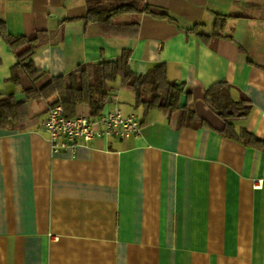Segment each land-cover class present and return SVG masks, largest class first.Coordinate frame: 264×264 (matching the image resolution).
Wrapping results in <instances>:
<instances>
[{"label":"crops","instance_id":"0c3cea01","mask_svg":"<svg viewBox=\"0 0 264 264\" xmlns=\"http://www.w3.org/2000/svg\"><path fill=\"white\" fill-rule=\"evenodd\" d=\"M140 4L175 22L129 15L117 22L138 23L136 39L105 37L85 23L86 0H0V94L14 95L25 121L22 131L0 130V264H264V150L246 144V133L264 142V0ZM40 33L50 37L33 59L43 76L34 83L20 72L15 86L6 37ZM124 50L134 74L183 84L181 106L209 127L180 128L178 115L148 111L124 90L106 111L136 116L141 138L52 155L40 132L51 100L43 91ZM219 84L252 106L234 139L204 103ZM36 110L42 119L30 123Z\"/></svg>","mask_w":264,"mask_h":264},{"label":"trees","instance_id":"16d2710c","mask_svg":"<svg viewBox=\"0 0 264 264\" xmlns=\"http://www.w3.org/2000/svg\"><path fill=\"white\" fill-rule=\"evenodd\" d=\"M88 14L85 23L96 27L105 37H119L136 39L139 35L138 23L120 24L117 21L129 15H147L155 20L173 21L168 14L140 4V0H86ZM220 22V19L218 20ZM221 24V23H220ZM2 23H0V28ZM222 26V25H221ZM218 32V31H217ZM203 38H212L203 36ZM218 37V33L213 35ZM18 60V64L11 71L10 83L20 85V72H25L32 80L38 81L42 74L36 73L33 59L39 50L49 45L48 33H40L32 39L6 37ZM131 50H124L115 61H101L94 64L80 66L75 72L57 79L50 84L43 95L50 100L49 107L60 106L68 119L82 117V109L88 110L89 119L102 116L110 104L112 97L116 96L115 84L122 80V87L126 91H133L137 96V104L144 105L148 111L163 110L170 119L178 115L180 128L199 130L209 125L199 119L194 111L181 106L184 96V85L170 82L166 78L157 79L150 71L145 76L134 74L129 61ZM151 88L149 101L142 100V90ZM233 88L226 84H219L206 92L204 103L224 124L222 135L234 139V124L249 118L252 106L248 99L241 97L238 102L232 98ZM54 96V98H52ZM20 106L14 95L0 94V130L22 131L24 120L18 121L16 109ZM247 134L248 146L264 150V142Z\"/></svg>","mask_w":264,"mask_h":264},{"label":"built area","instance_id":"2783aa9c","mask_svg":"<svg viewBox=\"0 0 264 264\" xmlns=\"http://www.w3.org/2000/svg\"><path fill=\"white\" fill-rule=\"evenodd\" d=\"M116 99L117 96H114ZM40 132L47 135L52 155L68 153L75 158L78 149L96 140L128 142L142 137V125L136 116H123L120 111H105L97 119H68L60 106L49 107Z\"/></svg>","mask_w":264,"mask_h":264},{"label":"rangeland","instance_id":"374dc122","mask_svg":"<svg viewBox=\"0 0 264 264\" xmlns=\"http://www.w3.org/2000/svg\"><path fill=\"white\" fill-rule=\"evenodd\" d=\"M120 22H127L128 20H130L129 18H127V17H121L120 19ZM123 83H122V80L121 79H119L118 81H117V83L115 84V88L117 89V92H116V96L117 97H120L121 95V93H122V91H124L125 89H123V87L121 88V85H122ZM126 91V90H125ZM21 108H23V107H21ZM39 112H40V110H36V115H37V117L36 116H34L35 115V113H34V115H33V117H31V120L29 121L30 123H32L33 121H35V120H38V121H40L41 119H42V116L39 114ZM30 115H31V113H30ZM85 115H87V112L86 113H84V115L83 116H85Z\"/></svg>","mask_w":264,"mask_h":264}]
</instances>
